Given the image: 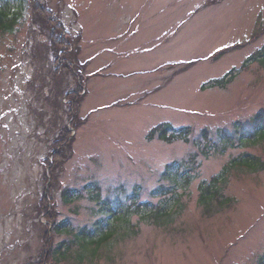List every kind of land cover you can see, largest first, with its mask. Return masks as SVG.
<instances>
[{"label":"rangeland","instance_id":"1","mask_svg":"<svg viewBox=\"0 0 264 264\" xmlns=\"http://www.w3.org/2000/svg\"><path fill=\"white\" fill-rule=\"evenodd\" d=\"M6 1L17 17L0 31V264H264V0H34L71 35V64L32 0ZM161 123L189 127V141H149ZM173 163L191 182L160 196ZM91 187L130 211L98 244L76 240L108 217Z\"/></svg>","mask_w":264,"mask_h":264},{"label":"trees","instance_id":"2","mask_svg":"<svg viewBox=\"0 0 264 264\" xmlns=\"http://www.w3.org/2000/svg\"><path fill=\"white\" fill-rule=\"evenodd\" d=\"M32 4H35V6L37 7V9L39 8V10H41L40 14H41V21L44 24V27L49 29L51 31L50 37L51 40L57 45V48L59 50H62L61 48L66 47L69 51V47L73 48L72 46H69V42L64 40V37H62L58 31V28L63 27V25L58 24L57 20H52L50 18H45L44 16L47 14L46 11L44 10L42 11V6H40L38 4V2L34 3V0L31 1ZM21 1H19V3L17 2L18 5H20ZM11 4L9 2H7L6 0L3 1V3H0V31L2 33H5V31H9V29L13 28V26H15L16 24V15L11 13L10 10ZM12 15V16H11ZM48 16V15H47ZM48 22V24L46 23ZM58 24L57 26H54ZM54 26V27H53ZM50 27V28H49ZM264 50V48H263ZM263 50L261 51L262 54H264ZM77 51V50H76ZM71 54L70 56H65L64 60L67 61V63L71 64L73 63L72 61L75 60V55H74V51L73 49L71 50ZM78 54V51H77ZM75 57V58H73ZM67 67V66H66ZM68 68V67H67ZM69 69V68H68ZM217 86L219 84H222L221 81H217ZM75 99V104L74 106H76V109L80 106V103L83 102L82 98L80 99V95L76 92H73L70 95V99ZM81 100V101H80ZM79 109V108H78ZM77 109V111H78ZM255 125H254V132L255 133H264V117L263 116H257V118H255V120H253ZM172 130V133L169 134ZM202 139H206V142H210V137L211 136L209 134V132L207 130L202 131ZM254 134V133H253ZM191 135V129L189 127H183L182 129H176L173 130L172 129V125L169 124H162L156 128H154L149 136H148V140H152L155 139L156 137L163 141H166L168 143H172V141L178 139L180 141L183 142V140L185 142L189 141ZM65 136V135H63ZM222 137H225L224 135H221ZM241 137H249V136H245V135H241L239 137V139ZM66 138V136H65ZM68 138V137H67ZM70 139V137H69ZM227 141L229 142V139L226 138ZM244 139V138H242ZM71 140H74L73 138ZM213 143H210L206 145V148L204 147V149H202V152L205 154L207 151V148L211 147ZM61 153V152H60ZM251 158H248L246 160H239L240 164H246L248 167L250 166L248 162H251ZM255 162V161H254ZM187 163L189 164V162L187 161ZM235 164H237V162H234ZM252 163V162H251ZM181 166V167H179ZM176 166L174 163L171 165H167V167L165 168V171L162 173V179L170 182L172 184L171 188L165 189V188H161L159 189L158 194L160 196L166 195V194H170L174 192V187H181L183 189V186L188 185L191 182V178H192V169H190L189 166H187V168L185 166L179 165ZM252 169V168H251ZM211 186L208 185L206 188H204L202 190V203L203 204H207L208 202H211L214 200V196L216 193L214 189L210 188ZM213 191V192H212ZM89 195H91L92 199L97 202L98 204L100 203V207H99V211L101 213L106 214L108 217H105V220H100L97 223H94L95 225L92 226L90 228V230L88 231V228H83L80 229L78 231V233L76 234V240L77 242L79 241H83L85 244H98L100 243V241H96L97 239H104L106 241L110 240V238L114 235L113 229L115 228V223H119L123 220V222H127L125 223L126 225H129V220H130V211L124 207L122 201H108V200H100V192L97 191L95 188H88ZM77 192L74 191H69L66 190L63 194L64 196V200L65 203H71L74 200V197L77 199L76 197ZM135 198V196H134ZM133 198V199H134ZM100 200V201H99ZM168 212V213H167ZM170 210L168 208H161L160 211H158L156 214L162 218L164 217V215H170ZM155 220V219H154ZM172 220V219H171ZM129 222V223H128ZM66 224H64L63 222L56 224L57 226L55 227L56 232L57 233H61V232H71L70 227H67V222H65ZM124 227V225H122ZM81 248V247H80Z\"/></svg>","mask_w":264,"mask_h":264}]
</instances>
